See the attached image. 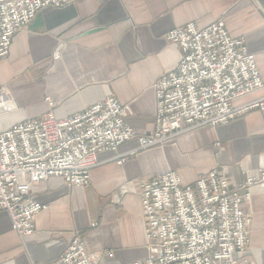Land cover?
Here are the masks:
<instances>
[{
    "label": "crops",
    "instance_id": "obj_1",
    "mask_svg": "<svg viewBox=\"0 0 264 264\" xmlns=\"http://www.w3.org/2000/svg\"><path fill=\"white\" fill-rule=\"evenodd\" d=\"M219 20L231 38L244 39L263 82L233 106L264 102V0H78L43 9L0 60V92L5 90L15 105L13 112L0 115V132L49 110L57 119L68 118L112 97L128 108L125 121L134 133L149 134L156 110L153 86L180 60L179 47L165 34ZM137 149L134 139L99 153L88 187L69 188L59 178L34 185L31 196L46 209L36 216L30 236L20 237L8 214L0 212V264H49L75 235L88 252L102 256L100 264L142 260L147 240L141 204L123 187L130 183L138 189L141 181L170 171L183 185L211 171L232 185L258 180L264 173V110L197 129L116 163ZM243 209L251 214L245 258L248 264H264V188H252Z\"/></svg>",
    "mask_w": 264,
    "mask_h": 264
},
{
    "label": "built area",
    "instance_id": "obj_2",
    "mask_svg": "<svg viewBox=\"0 0 264 264\" xmlns=\"http://www.w3.org/2000/svg\"><path fill=\"white\" fill-rule=\"evenodd\" d=\"M76 1L0 0V60L9 55L14 37L43 9ZM165 40L179 47L180 60L153 86L156 110L149 134L137 136L125 121L128 108L112 97L68 118L57 119L49 110L0 132V212L8 214L20 237L34 233L35 218L46 209L32 198L34 185L59 178L69 188H85L101 152L116 151L135 139L138 149L116 158L122 165L137 151L264 110L263 101L233 106L263 82L244 39L231 38L223 21L204 28L190 23L167 32ZM0 98V115L15 110L5 90ZM137 185L138 189L130 183L122 189L140 201L147 240L146 256L133 264H248L251 214L243 207L252 188H264V173L258 180L232 185L221 173L211 171L183 185L170 171ZM101 258L88 252L81 236L75 235L65 252L49 264H100Z\"/></svg>",
    "mask_w": 264,
    "mask_h": 264
}]
</instances>
